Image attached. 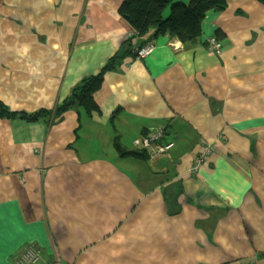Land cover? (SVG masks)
I'll return each mask as SVG.
<instances>
[{"label": "crops", "instance_id": "obj_1", "mask_svg": "<svg viewBox=\"0 0 264 264\" xmlns=\"http://www.w3.org/2000/svg\"><path fill=\"white\" fill-rule=\"evenodd\" d=\"M122 1L0 0V101L54 110L98 74L133 31ZM226 2L197 44L123 56L100 112L0 117V264L29 245L45 264H264V1ZM159 128L167 152H117Z\"/></svg>", "mask_w": 264, "mask_h": 264}, {"label": "trees", "instance_id": "obj_2", "mask_svg": "<svg viewBox=\"0 0 264 264\" xmlns=\"http://www.w3.org/2000/svg\"><path fill=\"white\" fill-rule=\"evenodd\" d=\"M264 1V0H263ZM226 0H123L119 12L131 24L134 35L130 36L120 53H116L98 73L85 76L72 89L71 94L58 103L54 110L41 109L35 112L13 111L0 101V117L22 118L37 121L50 114L56 116L64 112L83 107L88 114L100 112L94 94L104 81L107 70L115 68L119 60L131 51L136 56V49L147 43H154L159 36L169 33L190 46L201 41L205 32V19L209 12L224 10ZM217 36V35H216ZM135 39L138 41L134 42ZM204 44L209 46L208 39ZM125 50V51H123ZM115 147L119 155L124 157L149 158L144 148L128 149L116 138Z\"/></svg>", "mask_w": 264, "mask_h": 264}, {"label": "built area", "instance_id": "obj_3", "mask_svg": "<svg viewBox=\"0 0 264 264\" xmlns=\"http://www.w3.org/2000/svg\"><path fill=\"white\" fill-rule=\"evenodd\" d=\"M134 35V31L131 32L130 36ZM209 46L208 48L211 51L216 53H221V42L218 37L211 36L208 38ZM155 51V44L154 43H147L143 47L136 49V57L138 59H145L146 57L150 56ZM165 131L163 128L150 130L145 132L134 141V145L136 147L144 148L149 156H155L160 153L167 152L170 148L173 147L174 142H164ZM209 150H211V146H208L205 149L204 154L202 157L199 158V162H203L205 155L209 154ZM199 163V164H200ZM198 164V166H199ZM191 170L193 172H197L198 167H192ZM16 264H45L43 262V250L42 248L36 245H29L26 247L25 251L20 254V256L16 259ZM50 264H66L61 259L57 258Z\"/></svg>", "mask_w": 264, "mask_h": 264}]
</instances>
